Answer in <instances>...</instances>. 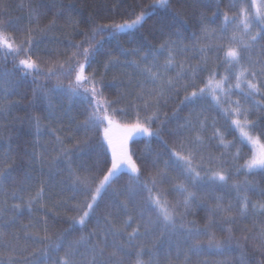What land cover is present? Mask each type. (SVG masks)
Here are the masks:
<instances>
[{
    "label": "snow or ice",
    "instance_id": "6c2138e0",
    "mask_svg": "<svg viewBox=\"0 0 264 264\" xmlns=\"http://www.w3.org/2000/svg\"><path fill=\"white\" fill-rule=\"evenodd\" d=\"M149 7L152 11H145L142 7L133 17L122 22L113 20L98 24L91 30L90 37L70 45L75 49L71 55L61 60L59 56L65 54H58L54 63L49 62L41 68L43 62L38 57L34 58V31H50L55 21L40 29L39 17L43 13L34 14L36 28H25L17 37L13 33L21 30L6 19L7 5L0 3V58L5 61L10 58L15 72L22 78L46 75L48 78L55 77L58 86L67 80V87L61 88V91L70 100L85 106L82 127L86 135L76 140V151L82 152L89 147L91 137L87 133L93 132L100 134L99 148L104 153L102 166L97 160L93 168L74 167L64 140L56 136L57 147L53 150L67 161L71 190L83 197L75 204L77 214L71 218L72 227L78 226V230L84 232L95 220L96 228L82 234L65 249L63 243L58 242L60 237L54 240L48 235L49 229L45 225L43 237L37 235L35 239L36 244H44L45 247L29 252L24 264H128L126 258L130 255H135V264H161L159 257H163V264H174L173 252H176L180 264H193L192 257L205 252L217 255L233 252L234 249L229 247L232 243L241 249V264H247L243 260V249L248 244L264 255V222L256 231L245 224L257 215L264 217V189L259 190L260 199L253 202L248 193H255L257 189L247 179L248 176L264 175V131L257 134L256 121L252 118L264 113V0H228V10L222 13L223 23L219 34L216 28L210 27L212 22L208 21L206 13L200 14L201 36L193 37L191 50L198 53L204 69L177 59L190 49L179 37V27L182 25L176 24L175 16L171 18V24L162 23L161 34L166 28H176L174 34L177 39H172V33H169L159 49L142 47L132 50V55L141 57L140 61H129L127 64L143 78L136 84L139 91L134 93L135 99L123 96L111 100L102 90L103 77L98 80L95 70L86 69H92V64L102 54L101 40L106 34L116 36L136 31L148 16L161 9L166 12L171 8V3L170 0H153ZM220 14L219 11L213 13L214 16ZM257 49L260 50V59L256 58ZM161 56L164 57L163 64L160 63ZM217 61L225 69L224 73L213 70L207 73L206 78H201L200 72L206 70L210 62L215 64ZM118 63V60L114 62L110 59L104 68L107 71L109 65L116 66ZM170 69H175V77L167 75ZM181 91L184 93L182 104L207 103L229 126L238 130L239 145L247 147L248 154L243 156L242 148L236 142L227 141L213 121V137L228 152L230 160L208 156L205 163L202 150L206 143L204 133L207 124L202 110L194 120L189 119L185 124L178 125L172 133L180 137L178 150L169 151V159L163 160V167L160 166L162 158L155 154L151 160L152 175L148 181H143L142 173L147 161L137 155L132 143L144 138L147 153L153 155L152 139L160 138L162 129L167 126L166 121L161 119V105L167 104V98L172 93L179 94ZM37 97L41 101L48 100L49 108L52 107L43 86L33 90V100L36 101ZM125 100H128L127 107H118ZM18 103L20 101L10 100L7 104L0 103V114H11ZM32 106L35 107V104ZM56 118V114L50 111L48 119ZM33 120L39 135L40 119L33 117ZM31 155L28 161L30 165L36 160V154ZM229 163L235 166L236 177L228 173ZM170 168L177 171V177L170 176ZM124 175L128 176V183L121 189L117 185ZM239 176L245 179L237 182ZM10 178H13L12 172L5 174L0 171V188ZM29 179L25 173V181ZM166 184L172 186L179 199H168ZM205 190L235 192L236 202H226L224 195L213 196V203L204 205L208 217L204 227L200 228L187 217L191 209L200 204L202 197L199 193ZM43 193L44 188L41 187L35 197L28 200L29 210L34 203L42 201ZM137 197L142 199L137 200ZM106 198L113 209L121 210L127 217L122 221V226L117 223L119 214L114 218L112 212H107L97 218ZM130 201L141 208L139 222L132 218ZM14 208L21 210V204L14 205ZM224 225L230 227L225 228ZM240 225L245 227L241 228ZM217 228L220 232H226L223 239L217 236L214 230ZM3 235L0 232V239ZM144 241L151 245L147 251L145 245L139 243ZM134 249L139 251H130ZM6 250L10 255L7 260L0 259V264H17L13 258L15 250L10 247ZM61 251L64 252L63 257H59ZM181 252H184L183 258L180 257ZM145 256L149 257L147 261Z\"/></svg>",
    "mask_w": 264,
    "mask_h": 264
},
{
    "label": "trees",
    "instance_id": "16d2710c",
    "mask_svg": "<svg viewBox=\"0 0 264 264\" xmlns=\"http://www.w3.org/2000/svg\"><path fill=\"white\" fill-rule=\"evenodd\" d=\"M152 2L153 0H0V3L7 5L6 19L21 30V32L13 33L17 37L25 28H36L34 14L43 13L39 17L40 29H45L47 25L55 21L50 31H34V58L38 57L39 61L43 62L41 68L49 62L54 63L58 54H65L59 56L61 60L65 59L66 55H71L75 49L70 45L78 44L90 37L91 30L98 24H107L113 20L122 22L133 17L142 7L145 11H152L149 7ZM170 3V9L166 12L162 9L157 10L147 17L138 30L116 36L106 34L102 38V54L92 64V69H86V71L95 70L98 73V80L101 76L103 77L102 90L107 98L116 100L128 96V99H135L134 93L139 91L136 84L143 78L132 67L127 66L129 61H140L141 59L140 56L132 55V50L142 47L159 49L169 33H172V39H177L174 34L177 31L176 28H166L164 34H161L162 23L171 24L173 16H175L176 24L182 25L179 27L180 39L190 49L177 59L198 69H204V65L198 59V53L191 50L193 37L201 36L200 14L206 13L208 21L212 22L210 27L216 28L219 34L218 30L223 23L222 13L228 10V0H204L203 3L201 0H170ZM218 3L219 9L217 8ZM217 11L221 14L214 16L213 13ZM229 15L231 16L232 13L230 12ZM259 52L260 50L257 49V59L261 58ZM110 59L114 62L118 60L119 63L116 66L109 65L106 71L104 64ZM163 62L164 57L161 56L160 63L163 64ZM213 70L220 74L225 71L219 61L215 64L210 62L207 69L200 72V77L206 78L207 73ZM167 75L175 77V69H170ZM67 83V80H64V83L58 86L55 77L48 78L46 75L22 78L18 72H15L10 58L7 61L0 58V103L7 104L9 100L20 101L13 107L11 114H0V171H4L5 174L12 172L13 177L6 180L0 188V232L4 234L0 239V259L2 260H7L10 255L6 250L7 247L15 250L16 255L13 258L17 264H24L29 252L44 248L45 245L36 244L35 239L37 235L43 237L45 225L49 229L48 235L54 240L60 237L58 242H62L65 249L82 234H87L96 228L95 220L87 226L84 232L78 230V226L77 228L72 227L71 218L77 214L75 204L83 197L74 194L71 190L67 175V161L60 156L59 152L53 150L57 147L56 136L59 135L65 142L64 146L71 156L74 167L93 168L97 160L101 162V166L103 165L104 153L103 149L99 148V133H87L91 137L89 147L82 152L76 151V140L86 135L82 127L85 106L70 100L61 91V88L67 87ZM41 86L50 97L51 108H49L48 100L41 101L39 97L36 101L33 100V90ZM183 95L182 91L179 94L172 93L167 98V104L161 105V119L166 121L167 126L162 129L160 138L152 139L153 155L147 153L144 138H138L132 143V148L137 155L147 161V166L142 173L143 181H148L152 175L151 160L155 158V154H159L162 158L160 166L163 167V160L169 159V151L178 150L180 137L172 134L178 125L185 124L189 119L194 120L202 110L207 124V131L204 133L206 143L202 150L205 163L208 156L217 160L221 157L224 160H230L228 152L213 137V121L216 127L224 133L227 141L236 142L237 146L242 148L243 156L246 157L248 154L249 149L239 145L238 130L229 126L214 108L207 103L182 104ZM33 104L35 107L32 106ZM127 105L128 100H125L118 107H127ZM50 111L56 114V119H48ZM174 112L175 116H173ZM33 117L40 119L41 132L39 135L36 133ZM252 118L256 121L257 134H260L264 131V113H259ZM232 151L234 153L235 149ZM33 153L36 154V160L30 165L28 161ZM242 162L237 161L236 163ZM227 171L236 177L235 166L232 163H229ZM25 173L30 177L27 181H25ZM169 174L172 177L178 176L177 171L171 168ZM244 179V176H239L237 182H242ZM247 179L251 180L257 189L255 193H248L250 199L255 202L260 199L259 190L264 189V175L248 176ZM127 183L128 176L124 175L117 187L124 189ZM41 187L44 188L42 201L34 203L29 210L28 200L35 197ZM165 188L169 193L170 201L179 199L170 184H166ZM199 195L202 200L198 206L191 209V214L187 219L195 221L200 228L204 227L208 217L204 205L212 204L213 196L224 195L226 202L233 204L236 202V193L228 192V190L225 192L205 190ZM140 199L142 197H137V200ZM16 204H21V210L14 208ZM129 211L133 220L139 222L141 208L136 206L134 201L129 202ZM107 212H112L114 218L119 214L118 226H122V221L127 219L121 210L113 209L106 198L101 204L97 218H101ZM262 222H264V217L257 215L245 224L247 228L256 231ZM224 227L227 228L230 225H224ZM240 227L244 228L245 225H240ZM214 230L221 239L226 236V232H220L218 228ZM139 243L145 245V251L151 247L146 241ZM229 247L234 251L224 255L205 252L200 256H194L192 257L193 264H221V262L241 264V249L235 243ZM130 251L138 252L139 250ZM243 253V260L247 264H264V255L251 244L245 246ZM63 256L64 252L61 251L59 257ZM176 256V252H173L174 264H180ZM183 256L184 252H181L180 257L183 258ZM126 259L128 264H135V255H130ZM144 259L147 261L149 257L145 256ZM159 259L163 264V257Z\"/></svg>",
    "mask_w": 264,
    "mask_h": 264
}]
</instances>
